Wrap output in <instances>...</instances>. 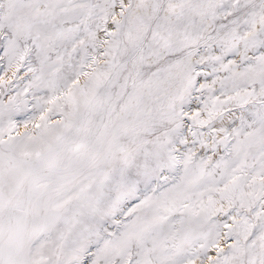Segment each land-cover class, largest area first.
I'll list each match as a JSON object with an SVG mask.
<instances>
[{
    "label": "snow or ice",
    "instance_id": "1",
    "mask_svg": "<svg viewBox=\"0 0 264 264\" xmlns=\"http://www.w3.org/2000/svg\"><path fill=\"white\" fill-rule=\"evenodd\" d=\"M0 264H264V0H0Z\"/></svg>",
    "mask_w": 264,
    "mask_h": 264
}]
</instances>
